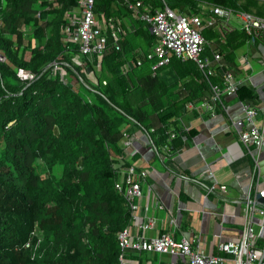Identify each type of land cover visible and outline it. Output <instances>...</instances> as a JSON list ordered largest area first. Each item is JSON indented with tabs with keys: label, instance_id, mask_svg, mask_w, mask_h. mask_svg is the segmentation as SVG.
Listing matches in <instances>:
<instances>
[{
	"label": "trees",
	"instance_id": "obj_1",
	"mask_svg": "<svg viewBox=\"0 0 264 264\" xmlns=\"http://www.w3.org/2000/svg\"><path fill=\"white\" fill-rule=\"evenodd\" d=\"M78 1L0 0V264H116L117 233L130 220L114 188L119 177L114 165L130 163L123 131L153 127L157 146L178 150L195 131L180 129L176 119L188 102L208 97L211 84H221L219 70L206 78L195 62L175 56L154 72L155 60L146 57L123 70L137 59V50L151 48L155 36L121 0L94 2L100 19H129L120 49L103 30L108 36L102 55L90 60L79 54L61 32ZM198 1L264 17L260 0H165L180 11ZM202 34L215 41L204 46L202 56L218 49L225 64L247 40L257 43L238 28L224 36L204 28ZM53 61L76 83H64L58 73L49 77ZM19 67L36 78L22 81ZM236 96L251 104L256 98L244 84ZM173 130L176 136L168 142Z\"/></svg>",
	"mask_w": 264,
	"mask_h": 264
},
{
	"label": "crops",
	"instance_id": "obj_2",
	"mask_svg": "<svg viewBox=\"0 0 264 264\" xmlns=\"http://www.w3.org/2000/svg\"><path fill=\"white\" fill-rule=\"evenodd\" d=\"M74 9L67 14V20L77 13ZM122 19L130 25L128 18ZM73 60L80 64L78 56ZM226 63L236 81L253 88L256 98L252 105L258 109L254 122L264 139V39L257 38V43L247 40ZM60 69L69 84L76 83L63 67ZM241 102L236 95H222L224 107L217 103L213 115L185 110L175 122L179 128L185 126L195 133L183 140L180 149L167 148V153L155 151L140 127L128 132L137 153L126 160L146 172L138 199L140 208L129 223L133 237L168 233L175 240L190 238L193 247L199 245L207 254H222L218 250L221 242L239 240L246 197H253L264 180V150L246 147L239 140V131L249 126L242 118ZM168 167L189 176L208 168L226 191L205 196L196 183L171 175ZM147 218H152L153 226L139 228ZM252 219L259 235L257 245L264 246V215L254 211ZM126 256V264H186V257L167 253L129 250ZM225 258L222 264H235L232 257Z\"/></svg>",
	"mask_w": 264,
	"mask_h": 264
},
{
	"label": "built area",
	"instance_id": "obj_3",
	"mask_svg": "<svg viewBox=\"0 0 264 264\" xmlns=\"http://www.w3.org/2000/svg\"><path fill=\"white\" fill-rule=\"evenodd\" d=\"M50 1L53 2L54 0ZM121 1L125 4L130 16L144 20L149 25L151 33L155 36L151 48L146 52L137 50V59L125 64L123 70H126L130 65H140L146 57L155 60L151 66L154 72L159 67L169 63L172 56L182 60H192L206 78L210 75H216L217 70H219L221 84H211L208 97H204L199 101L188 102L185 109L189 111L207 112L213 115L216 112L217 103H220L222 108L224 107L222 95H236L240 83L235 80L233 72L223 62L222 53L215 49L212 51L211 57L202 56L204 46L210 43L203 36L202 31L204 28H212L220 35H223L229 29L238 28L245 31L252 38L264 39V17L207 1H198L196 7H187L182 11L171 8L166 4L165 0H159L160 3L158 5L144 3L142 0ZM94 2L95 0H79L77 6L74 7V11L77 13L67 20L61 30L64 42L77 46L78 53L90 60L100 57L106 47L108 35H105L103 30H106L112 37L116 49H120V41L126 31L131 29V26L125 24L123 19L119 17L98 18L94 12ZM36 16L39 17V11H37ZM0 59L4 58L0 56ZM58 64H60L59 61L50 63L46 73L49 77H54L58 73L60 79L67 83L66 77L61 72ZM64 65L69 66L68 64ZM244 65L246 64L244 63ZM95 67H100L99 61L95 63ZM16 75L25 82L36 78L35 73L21 67L16 69ZM103 84H105V81H103ZM241 108L242 118L249 123V126L239 131L240 142L246 147L253 145L257 149L264 150V139L261 130L254 122L258 109L245 101L241 102ZM139 127L146 134L150 145L155 151L162 149L166 150V153L168 152L167 148H170L168 144L157 146L155 143L152 138L153 127L150 129ZM180 129L187 130L185 126ZM122 135L121 144L126 157L131 158L136 155L137 149L132 146L128 132L123 131ZM175 136L176 131L173 130L169 133L168 142ZM114 166L120 175V178L118 177L114 182V188L122 196L130 210V223L140 208L138 199L142 195L141 183L145 180L146 172L142 169H137L131 162L125 166H122L121 163ZM167 170L177 178L191 180L196 183L203 189L205 196L215 194L218 191L220 193L226 191V186L219 184L213 172L208 168L196 176L186 175L171 167H168ZM258 179L257 177V182ZM257 193L264 196V180L261 181V185L255 195ZM255 195L250 198L246 197L247 202L244 206L245 221L239 240L221 242L218 245V250L222 254H207L199 245L193 247V241L190 238L175 240L168 233H161L151 238L139 235L133 237L128 224L117 233L120 251L116 264H126V253L129 250L167 253L186 257V264H222L226 256L232 257L235 264H264V246L258 247L257 245L259 235L252 219L254 211L264 215V205L256 200ZM152 226V218H147L138 227L147 229ZM25 246L27 247L29 244L27 243Z\"/></svg>",
	"mask_w": 264,
	"mask_h": 264
},
{
	"label": "water",
	"instance_id": "obj_4",
	"mask_svg": "<svg viewBox=\"0 0 264 264\" xmlns=\"http://www.w3.org/2000/svg\"><path fill=\"white\" fill-rule=\"evenodd\" d=\"M256 200L264 205V196H261L259 193L255 195Z\"/></svg>",
	"mask_w": 264,
	"mask_h": 264
},
{
	"label": "rangeland",
	"instance_id": "obj_5",
	"mask_svg": "<svg viewBox=\"0 0 264 264\" xmlns=\"http://www.w3.org/2000/svg\"><path fill=\"white\" fill-rule=\"evenodd\" d=\"M260 1H264V0H260ZM56 169L58 170V168L56 167Z\"/></svg>",
	"mask_w": 264,
	"mask_h": 264
},
{
	"label": "clouds",
	"instance_id": "obj_6",
	"mask_svg": "<svg viewBox=\"0 0 264 264\" xmlns=\"http://www.w3.org/2000/svg\"><path fill=\"white\" fill-rule=\"evenodd\" d=\"M1 57H3V56H1ZM4 58V57H3ZM68 83V82H67ZM69 84V83H68ZM27 244V243H26Z\"/></svg>",
	"mask_w": 264,
	"mask_h": 264
}]
</instances>
